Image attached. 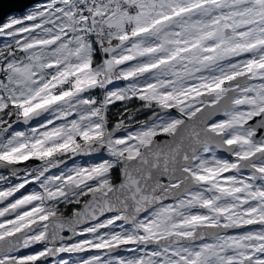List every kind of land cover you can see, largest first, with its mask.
<instances>
[{"label":"snow or ice","instance_id":"6c2138e0","mask_svg":"<svg viewBox=\"0 0 264 264\" xmlns=\"http://www.w3.org/2000/svg\"><path fill=\"white\" fill-rule=\"evenodd\" d=\"M0 264H264V0H0Z\"/></svg>","mask_w":264,"mask_h":264}]
</instances>
